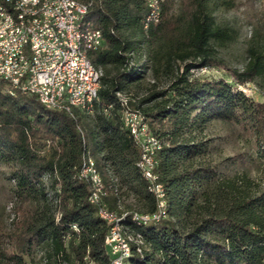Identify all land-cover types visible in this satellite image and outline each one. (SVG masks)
Wrapping results in <instances>:
<instances>
[{
    "label": "trees",
    "instance_id": "obj_1",
    "mask_svg": "<svg viewBox=\"0 0 264 264\" xmlns=\"http://www.w3.org/2000/svg\"><path fill=\"white\" fill-rule=\"evenodd\" d=\"M102 32L89 58L100 69L93 112L50 109L35 95L0 79V167L12 181L11 227L0 264H110L109 223L79 177L83 153L103 179V202L127 212L122 223L143 238L124 264H264V184L247 170L221 174L207 160L212 120L241 123L264 152V101L225 78H192L194 68L221 65L215 48L236 37L214 10L224 0H163L159 22L144 27V0H77ZM234 82L264 80V39L246 48ZM139 111L161 142L155 171L165 188V216L138 222L133 212L156 211L137 160L139 150L121 120V97ZM132 196L134 202L124 199Z\"/></svg>",
    "mask_w": 264,
    "mask_h": 264
},
{
    "label": "built area",
    "instance_id": "obj_2",
    "mask_svg": "<svg viewBox=\"0 0 264 264\" xmlns=\"http://www.w3.org/2000/svg\"><path fill=\"white\" fill-rule=\"evenodd\" d=\"M155 0H146V8H154ZM88 9L72 7L71 0H56L46 7V15L36 25L15 24L12 8L0 5V79L9 86H20V92L35 95L40 102L89 93L98 81L93 77L90 65H85L82 52L72 50L73 32L82 26V13ZM161 17L154 15V23ZM84 42L92 49L102 45L103 38L95 33V25L84 29ZM9 91V89H8ZM129 122L138 138L139 154L145 165L146 179L152 190H158L157 177L153 173L156 144L151 135L142 129L143 116H135V111L127 114ZM84 171H78L82 178ZM89 200L92 197L89 192ZM160 215L148 222H156ZM100 213V211H98ZM109 221V247L116 264L125 250L115 233V221L120 217L101 213ZM143 242V238L141 237Z\"/></svg>",
    "mask_w": 264,
    "mask_h": 264
},
{
    "label": "rangeland",
    "instance_id": "obj_3",
    "mask_svg": "<svg viewBox=\"0 0 264 264\" xmlns=\"http://www.w3.org/2000/svg\"><path fill=\"white\" fill-rule=\"evenodd\" d=\"M214 15L219 24H229L237 32L235 39L215 44L217 55L226 66L194 68L190 76L196 79L223 77L248 97L264 101V80L239 84L234 82L229 71L230 68L242 69L247 60V46L255 39H264V0H224L216 5ZM204 133L210 139L207 160L218 165L221 174L247 170L264 184V152L259 151L252 134L243 124L216 119L207 125ZM7 172V167H0V245L6 241L5 232L10 229L14 215L12 181L6 178ZM124 202L132 204L134 199L128 196Z\"/></svg>",
    "mask_w": 264,
    "mask_h": 264
},
{
    "label": "bare ground",
    "instance_id": "obj_4",
    "mask_svg": "<svg viewBox=\"0 0 264 264\" xmlns=\"http://www.w3.org/2000/svg\"><path fill=\"white\" fill-rule=\"evenodd\" d=\"M54 1L56 0H0V5L12 8L16 16L15 24H22L23 22H25L26 25H36L41 20V17H44L46 15V7L51 2ZM162 1L163 0H155L154 8H146L147 11L144 16V22H143L145 28H147L150 24H154V15H157V17H161ZM71 2H72V7H75L77 9H88L90 5L89 2L85 4L77 0H71ZM144 2L146 4V0H144ZM86 12L87 11L82 13V26H77L76 32H73L72 50L82 52V59L85 62V65L91 66L93 77H97L98 81L94 83V89L92 92L80 94L79 102L77 101L76 96H65L62 98L51 99L41 102L50 109L63 110L72 116H74L73 115L74 107H78L84 110L86 113L93 112L94 106L98 102V89L100 86V76L102 74L101 70L96 68L89 58L88 53L94 49L91 48V45L88 42H84V29H89L94 25L90 20H88L85 17ZM95 33H97L99 38H103L102 32L99 28L95 27ZM10 87L13 90H17L20 92V86H10ZM120 97H121L120 98L121 104L124 106L123 109L121 110L122 111L121 120L123 123V127L128 130L130 136L132 137V140H134L139 150L138 138L135 135V129L132 126V123H130L129 119L127 118V114H130L131 111H135V116H143V115L139 111L129 106H126V98L123 96ZM142 129H145L146 135H151L153 137V142H155L156 144L154 151L155 160L153 164V173L157 177L158 190H152L149 183H148V189L155 196L157 208L156 211L153 213L133 212L132 218L137 220L138 222L146 223L148 221L142 219H150L151 217H157L160 215V207H159L160 204L162 206V217H164L166 204H165V188L163 184L158 181V175L155 171L157 164L156 154L157 151L161 148L162 144L159 141V139H157L156 136L149 130L144 117L142 119ZM137 164L142 176L145 178V180H147L145 174V165L142 161V157L140 154L137 160ZM80 171H84V173H82V178L87 180L89 184L90 196L92 197V201L90 200V202L94 203L97 206L98 211H100V213L98 212L99 216L104 220H105L104 215L101 213H108V215L120 216L115 221V233L120 244H122L125 250H128V251H124V253H122L121 258L119 259V264H124L125 260L131 253L132 244L135 245L137 251L139 252L141 251L140 247L143 244V242L141 241V235L137 232L134 233L130 231L129 228L122 223V218L127 214V212H118L116 210H110L106 207L102 199V196L104 194V189H103V179L101 173L99 172L93 157H91L87 153H83L82 165ZM106 222L109 223V221ZM106 246L111 256L110 264H116L115 257L113 256V253L112 251H110V247H109V229L107 232Z\"/></svg>",
    "mask_w": 264,
    "mask_h": 264
}]
</instances>
